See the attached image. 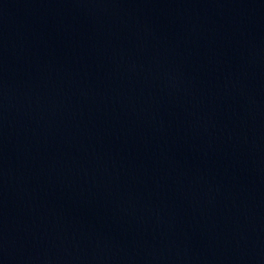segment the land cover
<instances>
[{
  "label": "water",
  "instance_id": "obj_1",
  "mask_svg": "<svg viewBox=\"0 0 264 264\" xmlns=\"http://www.w3.org/2000/svg\"><path fill=\"white\" fill-rule=\"evenodd\" d=\"M0 264H264V0H0Z\"/></svg>",
  "mask_w": 264,
  "mask_h": 264
}]
</instances>
